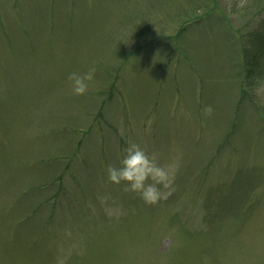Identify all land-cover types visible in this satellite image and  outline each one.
Instances as JSON below:
<instances>
[{
    "label": "rangeland",
    "instance_id": "obj_1",
    "mask_svg": "<svg viewBox=\"0 0 264 264\" xmlns=\"http://www.w3.org/2000/svg\"><path fill=\"white\" fill-rule=\"evenodd\" d=\"M254 32L264 0H0V264H264ZM131 142L179 156L167 199L107 181Z\"/></svg>",
    "mask_w": 264,
    "mask_h": 264
},
{
    "label": "clouds",
    "instance_id": "obj_2",
    "mask_svg": "<svg viewBox=\"0 0 264 264\" xmlns=\"http://www.w3.org/2000/svg\"><path fill=\"white\" fill-rule=\"evenodd\" d=\"M95 68L91 67L85 73L72 72L68 76L71 92L74 95H83L88 87V82L93 79ZM212 109L207 107L206 114ZM179 156H173L166 163L158 162V153H148L140 144L131 142L123 149V156L119 165L106 167L107 181L115 185H123L124 191L138 194L146 204H155L167 197L174 190L176 172L179 168ZM101 197V200L107 199ZM109 215L117 210L106 209ZM56 264H66V256H58Z\"/></svg>",
    "mask_w": 264,
    "mask_h": 264
},
{
    "label": "trees",
    "instance_id": "obj_3",
    "mask_svg": "<svg viewBox=\"0 0 264 264\" xmlns=\"http://www.w3.org/2000/svg\"><path fill=\"white\" fill-rule=\"evenodd\" d=\"M183 30V28H180L179 30V33L180 31ZM262 36H263V33L261 34L260 32H254L253 34H251L249 36V44L254 47L255 45H258L259 43V48L257 49V51H254L253 49L251 50V54L250 55H247V52H246V56H247V60H246V70H245V74L244 76H247L249 79L251 78V80L253 81V79L258 75L257 72H259L257 69L258 65V60H259V50H260V46L264 45L263 43V39H262ZM245 40L247 39L246 38V35H245ZM244 50V49H243ZM254 51V52H253ZM257 74V75H256ZM247 79V78H246ZM248 80V79H247ZM249 81V80H248ZM105 102V101H104ZM101 111H102V108L99 110L98 112V115H101Z\"/></svg>",
    "mask_w": 264,
    "mask_h": 264
}]
</instances>
